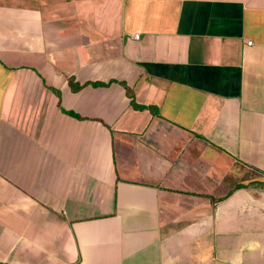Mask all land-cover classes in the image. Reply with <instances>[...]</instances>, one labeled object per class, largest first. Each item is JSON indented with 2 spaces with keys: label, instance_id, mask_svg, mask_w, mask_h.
Returning <instances> with one entry per match:
<instances>
[{
  "label": "crops",
  "instance_id": "crops-1",
  "mask_svg": "<svg viewBox=\"0 0 264 264\" xmlns=\"http://www.w3.org/2000/svg\"><path fill=\"white\" fill-rule=\"evenodd\" d=\"M0 264H264V0H0Z\"/></svg>",
  "mask_w": 264,
  "mask_h": 264
},
{
  "label": "trees",
  "instance_id": "trees-1",
  "mask_svg": "<svg viewBox=\"0 0 264 264\" xmlns=\"http://www.w3.org/2000/svg\"><path fill=\"white\" fill-rule=\"evenodd\" d=\"M69 85H70L71 89H73V90H76V89L80 88V86H81L80 84L74 82L72 78L69 79ZM127 90H128V89H127ZM132 106H133V107H137V108H141V107H143V105H142V106L137 105V104H135L133 101H132Z\"/></svg>",
  "mask_w": 264,
  "mask_h": 264
},
{
  "label": "built area",
  "instance_id": "built-area-1",
  "mask_svg": "<svg viewBox=\"0 0 264 264\" xmlns=\"http://www.w3.org/2000/svg\"><path fill=\"white\" fill-rule=\"evenodd\" d=\"M134 36H135V37H138V34H135Z\"/></svg>",
  "mask_w": 264,
  "mask_h": 264
}]
</instances>
